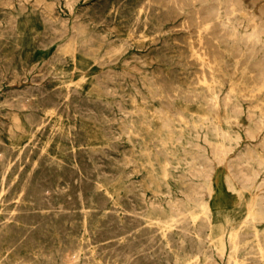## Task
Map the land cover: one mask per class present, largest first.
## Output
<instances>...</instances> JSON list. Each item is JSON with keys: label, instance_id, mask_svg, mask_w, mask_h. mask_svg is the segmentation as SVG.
<instances>
[{"label": "rangeland", "instance_id": "374dc122", "mask_svg": "<svg viewBox=\"0 0 264 264\" xmlns=\"http://www.w3.org/2000/svg\"><path fill=\"white\" fill-rule=\"evenodd\" d=\"M66 1L0 0V264H264V0Z\"/></svg>", "mask_w": 264, "mask_h": 264}, {"label": "bare ground", "instance_id": "6f19581e", "mask_svg": "<svg viewBox=\"0 0 264 264\" xmlns=\"http://www.w3.org/2000/svg\"><path fill=\"white\" fill-rule=\"evenodd\" d=\"M5 1H6V0H5ZM8 1H9V0H8ZM20 1H21V0H20ZM67 1H68V0H67ZM67 1H66V2H67ZM108 1H109V0H108ZM120 1H121V0H120ZM175 1H176V0H175ZM179 1H180V0H179ZM194 1H196V0H194ZM194 1H193V2H194ZM231 1H232V0H231ZM10 2H11V0H10ZM10 2H9V3H10ZM18 2H19V1H18ZM96 2H97V1H96ZM98 2H99V1H98ZM135 2H136V1H135ZM137 2H138V1H137ZM146 2H147V1H146ZM199 2H200V1H199ZM9 3H6V4L9 5ZM25 3H26V2H25ZM31 3H32V2H31ZM34 3H35V2H34ZM36 3H37V2H36ZM92 3H93V2H92ZM121 3H123V2H121ZM155 3H156V2H155ZM162 3H163V1H162ZM22 4H23V3H22ZM38 4H39V3H38ZM112 4H113V3H112ZM127 4H128V3H127ZM129 4H130V3H129ZM135 4H137V3H135ZM141 4H142V3H141ZM153 4H154V3H153ZM177 4H178V3H177ZM20 5H21V3H20ZM92 5H93V4H92ZM114 5H115V4H114ZM156 5H157V4H156ZM160 5H161V4H160ZM169 5H170L171 8H173L171 4H169ZM42 6H43V5H42ZM58 6H59V5H58ZM69 6H70V5H69ZM90 6H91V5H90ZM97 6H98V5H97ZM100 6H102V5H100ZM130 6H131V5H130ZM132 6H133V5H132ZM152 6H153V5H152ZM166 6H167V5H166ZM174 6H175V5H174ZM179 6H180V5H179ZM22 7H23V5H22ZM51 7H52V6H51ZM124 7H125V6H124ZM176 7H177V6H176ZM192 7H193V6H192ZM234 7H235V5H234ZM3 8H4V7H3ZM20 8H21V7H20ZM23 8H25V7H23ZM116 8H117V7H116ZM218 8H219V7H218ZM229 8H230V7H229ZM11 9H12V8H11ZM26 9H27V8H26ZM86 9H87V8H86ZM107 9H108V8H107ZM122 9H123V8H122ZM125 9H126V8H125ZM133 9H134V8H133ZM135 9H136V8H135ZM154 9H155V8H154ZM169 9H170V8H169ZM177 9H178V8H177ZM202 9H203V8H202ZM4 10H5V9H4ZM21 10H22V9H21ZM21 10H20V11H21ZM31 10H32V8H31ZM45 10H46V9H45ZM81 10H82V9H81ZM88 10H89V9H88ZM110 10H111V9H110ZM130 10H131V9H130ZM130 10H129V12H130ZM145 10H146V9H145ZM159 10H160V9H159ZM163 10H164V8H163ZM172 10H173V9H172ZM175 10H176V9H175ZM180 10H181V9H180ZM195 10H196V9H195ZM1 11H2V10H1ZM8 11H9V10H8ZM23 11H24V10H23ZM35 11H36V10H35ZM61 11H62V10H61ZM107 11H108V10H107ZM137 11H138V10H137ZM165 11H166V9H165ZM176 11H177V10H176ZM196 11H197V10H196ZM241 11H242V10H241ZM241 11H240V12H241ZM9 12H10V11H9ZM78 12H79V11H78ZM104 12H105V10H104ZM115 12H116V11H115ZM133 12H135V11H133ZM158 12H159V11H158ZM166 12H167V11H166ZM168 12H169V11H168ZM171 12H172V11H171ZM233 12H234V10H233ZM242 12H243V11H242ZM35 13H36V12H35ZM38 13H39V12H38ZM56 13H57V12H56ZM82 13H83V12H82ZM88 13H89V12H88ZM108 13H109V12H108ZM116 13H117V12H116ZM118 13H119V12H118ZM140 13H141V12H140ZM148 13H149V12H148ZM150 13H151V12H150ZM161 13H162V12H161ZM174 13H175V12H174ZM234 13H235V12H234ZM39 14H40V13H39ZM39 14H38V15H39ZM84 14H85V13H84ZM84 14H83V15H84ZM89 14H90V13H89ZM179 14H181V12H180ZM182 14H183V13H182ZM42 15H43V14H42ZM46 15H47V14H46ZM86 15H87V14H86ZM123 15H124V14H123ZM136 15H137V14H135V16H136ZM145 15H146V14H145ZM166 15H167V14H166ZM171 15H172V13H171ZM176 15H178V14H176ZM195 15H196V14H195ZM197 15H198V11H197ZM218 15H219V14H218ZM59 16H60V15H59ZM108 16H109V15H108ZM121 16H122V14H121ZM146 16H147V15H146ZM180 16H182V15H180ZM229 16H230V15H229ZM234 16H235V15H234ZM43 17H44V16H43ZM86 17H87V16H86ZM110 17H111V15H110ZM115 17H116V16H115ZM118 17H119V16H118ZM132 17H134V16L132 15ZM149 17H150V15H149ZM155 17H156V16H155ZM165 17H166V16H165ZM170 17H171V16H170ZM183 17H185V16H183ZM183 17H182V18H183ZM232 17H233V16H232ZM6 18H7V17H6ZM15 18H16V17H15ZM51 18H52V17H51ZM151 18H152V17H151ZM160 18H161V17H160ZM176 18H178V17H176ZM176 18H175V19H176ZM196 18H197V17H196ZM229 18H230V17H229ZM12 19H13V18H12ZM40 19H41V18H40ZM42 19H43V18H42ZM65 19H66V18H65ZM134 19H135V18H134ZM134 19H133V20H134ZM139 19H140V18H139ZM152 19H153V18H152ZM158 19H159V18H158ZM166 19H167V18H166ZM172 19H174V18H172ZM1 20H3V18H2ZM50 20H51V19H50ZM61 20H62V19H61ZM105 20H106V19H105ZM147 20H148V19H147ZM149 20H150V19H149ZM168 20H169V18H168ZM170 20H171V19H170ZM197 20H198V19H197ZM199 20H200V18H199ZM11 21H12V20H11ZM11 21H10V22H11ZM90 21H91V20H90ZM103 21H104V20H103ZM124 21H126V20H124ZM128 21H129V20H128ZM134 21H136V20H134ZM142 21H143V20H142ZM150 21H151V20H150ZM166 21H167V20H166ZM183 21H184V20H183ZM186 21H187V20H186ZM217 21H218V20H217ZM8 22H9V21H8ZM52 22H53V21H52ZM98 22H99V21H98ZM101 22H102V21H101ZM146 22H147V21H146ZM160 22H161V21H160ZM172 22H173V21H172ZM179 22H180V20H179ZM196 22H197V21H196ZM198 22H199V21H198ZM11 23H12V22H11ZM89 23H90V22H89ZM91 23H92V22H91ZM118 23H119V22H118ZM149 23H151V22H149ZM154 23H155V22H154ZM161 23H162V22H161ZM161 23H160V25H161ZM166 23H167V22H166ZM189 23H190V22H189ZM189 23H187V24H189ZM214 23H215V22H214ZM229 23H230V22H229ZM8 24H10V23H8ZM44 24H45V23H44ZM95 24H96V23H95ZM98 24H99V23H98ZM103 24H104V23H103ZM105 24H106V23H105ZM194 24H195V22H194ZM196 24H197V23H196ZM196 24H195V25H196ZM204 24H205V23H204ZM58 25H59V24H58ZM88 25H89V24H88ZM93 25H94V24H93ZM111 25H112V24H111ZM121 25H122V24H121ZM152 25H153V24H152ZM152 25H151V26H152ZM171 25H173V24H171ZM195 25H194V26H195ZM210 25H211V24H210ZM45 26H46V25H45ZM50 26H51V24H50ZM54 26H55V25H54ZM130 26H131V25H130ZM188 26H189V25H188ZM201 26H202V25H200V27H201ZM9 27H10V26H9ZM72 27L74 28V26H72ZM94 27H95V25H94ZM112 27H113V26H112ZM112 27H111V28H112ZM135 27H136V26H135ZM135 27H134V28H135ZM157 27H158V26H157ZM168 27H171V26H168ZM189 27H190V26H189ZM204 27H205V26H204ZM204 27H202L201 30H200V28H199V26H198V28H199L198 30H200V31H204V30H202ZM2 28H3V27H2ZM2 28H1V29H2ZM5 28H6V27H5ZM77 28H78V27H77ZM87 28H88V27H87ZM87 28H86V29H87ZM106 28H107V27H106ZM106 28H105V29H106ZM108 28H109V27H108ZM111 28H109V29L111 30ZM129 28H130V27H129ZM158 28H159V27H158ZM160 28H161V27H160ZM184 28H185V27H184ZM205 28H207V27H205ZM236 28H237V27H236ZM236 28H235V29H236ZM48 29H49V28H48ZM51 29H53V28L51 27ZM74 29H75V28H74ZM99 29H101V27H100ZM113 29H114V28H113ZM149 29H150V28H149ZM176 29H177V28H176ZM178 29H179V28H178ZM180 29H181V28H180ZM186 29H187V28H186ZM192 29H196V28H192ZM49 30H50V29H49ZM81 30H82V29H81ZM140 30H141V29H140ZM147 30H148V29H147ZM156 30H157V29H156ZM165 30H166V29H165ZM172 30H173V29H172ZM188 30H189V28H188ZM188 30H186V32H187ZM254 30H255V29H254ZM1 31H2V30H1ZM1 31H0V32H1ZM3 31H4V30H3ZM13 31H14V30H13ZM79 31H80V30H79ZM107 31H108V30H107ZM112 31H113V30H112ZM141 31H142V30H141ZM158 31H159V29H158ZM158 31H157V33H158ZM200 31H199V32H200ZM205 31H206V30H205ZM205 31H204V32H205ZM207 31L209 32L210 30H207ZM51 32H53V31H51ZM59 32H60V31H59ZM66 32H67V31H66ZM75 32H76V30H75ZM99 32H100V31H99ZM108 32H109V31H108ZM110 32H111V31H110ZM153 32H154V29H153ZM164 32H165V31H164ZM171 32H172V31H171ZM176 32H177V31H176ZM178 32H179V31H178ZM190 32H192V31H190ZM196 32H197V31H196ZM196 32H195V33H196ZM208 32H207V33H208ZM210 32H211V31H210ZM210 32H209V33H210ZM222 32H223V31H222ZM5 33H6V32H5ZM8 33H9V32H8ZM41 33H42V32H41ZM76 33H79V32L77 31ZM83 33H86V32H83ZM115 33H116V32H115ZM132 33H133V32H132ZM132 33H131V34H132ZM138 33H139V32H138ZM148 33H149V32H148ZM166 33H167V31H166ZM200 33H201V32H200ZM207 33H206V34H207ZM229 33H230V32H229ZM45 34H46V32H45ZM55 34H56V33H55ZM79 34H80V33H79ZM92 34H93V33H92ZM104 34H105V33H104ZM126 34H128V33H126ZM154 34H155V33H154ZM179 34H180V33H179ZM184 34H185V33H184ZM188 34H189V33H188ZM197 34H198V33H197ZM230 34H231V33H230ZM9 35L11 36V34H9ZM9 35H8V36H9ZM43 35H44V33H43ZM100 35H101V33H100ZM195 35H196V34H195ZM200 35H201V34H200ZM228 35H229V34H228ZM231 35H232V34H231ZM231 35H230V36H231ZM0 36H2V35H0ZM73 36H74V35H73ZM82 36H83V35H82ZM94 36H95V35H94ZM107 36H108V35H107ZM107 36H106V37H107ZM134 36H136V35H134ZM151 36H152V35H151ZM154 36H155V35H154ZM179 36H180V35H179ZM207 36H208V35H207ZM232 36H233V35H232ZM251 36H252V35H251ZM36 37H37V36H36ZM49 37H50V36H49ZM106 37H105V38H106ZM118 37H119V36H118ZM143 37H144V36H143ZM204 37H205V35H204ZM226 37H227V36H226ZM233 37H235V36H233ZM34 38H35V36H34ZM37 38H38V37H37ZM55 38H56V37H55ZM71 38H72V37H71ZM99 38H100V37H99ZM114 38H116V37H114ZM151 38H153V37H151ZM162 38H163V37H162ZM229 38H230V37H229ZM235 38H237V37H235ZM252 38H253V37H252ZM5 39L7 40V37H6ZM15 39H16V38H15ZM56 39H57V38H56ZM72 39H73V38H72ZM93 39H94V38H93ZM96 39H97V38H96ZM121 39H122V38H121ZM153 39H154V38H153ZM165 39H166V38H165ZM165 39H164V40H165ZM168 39H169V38H168ZM178 39H179V38H178ZM183 39H184V38H183ZM197 39H198V38H197ZM205 39H207V38H205ZM205 39H203V40L206 41ZM39 40H40V39H39ZM47 40H48V39H47ZM68 40H69V39H68ZM94 40H95V39H94ZM111 40H112V39H111ZM115 40H116V39H115ZM118 40H119V38H118ZM169 40H171V39H169ZM179 40H180V39H179ZM186 40H187V39H185V41H186ZM189 40H190V39H189ZM199 40H200V38H199ZM95 41H96V40H95ZM100 41H101V40H100ZM121 41H122V40H121ZM121 41H120V42H121ZM156 41H157V40H156ZM165 41H166V40H165ZM167 41H168V40H167ZM193 41H194V40H193ZM201 41H202V40H201ZM201 41H199V42H201ZM2 42H3V41H2ZM37 42H38V41H37ZM47 42H48V41H47ZM49 42H50V40H49ZM69 42H70V41H69ZM72 42L75 43V41H72ZM92 42H94V41H92ZM172 42H173V41H172ZM176 42H177V41H176ZM3 43H4V42H3ZM12 43H13V42H12ZM44 43H46V41H45ZM50 43H51V42H50ZM94 43H95V42H94ZM99 43H100V42H99ZM99 43H98V44H99ZM118 43H119V42H118ZM36 44H37V43H36ZM41 44H43V43H41ZM51 44H52V43H51ZM102 44H103V43H102ZM106 44H107V43H106ZM111 44H112V42H111ZM169 44H171V43H167V45H169ZM183 44H184V43H183ZM204 44H205V43H204ZM206 44H207V43H206ZM217 44H218V43H217ZM49 45H50V44H49ZM100 45H101V43H100ZM112 45H113V44H112ZM114 45H115V44H114ZM121 45H126V44H121ZM154 45H155V44H154ZM160 45H161V44H160ZM174 45H177V44H174ZM194 45H195V44H194ZM202 45H203V44H202ZM44 46H45V45H44ZM98 46H99V45H98ZM106 46H107V45H106ZM119 46H120V45H119ZM137 46H139V45H137ZM137 46H136V48H137ZM142 46H143V44H142ZM155 46H156V45H155ZM200 46H201V44H200ZM203 46H204V45H203ZM37 47H38V46H37ZM111 47H112V46H111ZM151 47H152V46H151ZM156 47H157V46H156ZM159 47H160V46H159ZM18 48H19V47H18ZM65 48H66V47H65ZM70 48H71V46H70ZM100 48H101V47H100ZM108 48H109V47H108ZM108 48H107V49H108ZM127 48H129V47H127ZM157 48H158V47H157ZM173 48H174V47H173ZM202 48H203V47H202ZM213 48H214V47H213ZM38 49H39V48H38ZM43 49H44V48H43ZM74 49H75V48H74ZM89 49H90V48H89ZM93 49H94V48H93ZM109 49H110V48H109ZM118 49L120 50V48H118ZM164 49H166V48H164ZM0 50H1V48H0ZM115 50H116V49H115ZM176 50H177V49H176ZM182 50H183V49H182ZM192 50H194V49H192ZM199 50H200V49H199ZM205 50H206V48H205ZM14 51H15V50H14ZM64 51H65V50H64ZM74 51H75V50H74ZM116 51H117V50H116ZM166 51H167V50H166ZM173 51H174V50H173ZM177 51H178V50H177ZM202 51H203V50H202ZM206 51H207V50H206ZM209 51H210V50H208V52H209ZM97 52H98V51H97ZM103 52H105L104 55H106V52H107V51H103ZM146 52H147V51H146ZM153 52H154V50H153ZM174 52H175V51H174ZM179 52H180V51H179ZM1 53H2V52H1ZM1 53H0V54H1ZM66 53H67V52H66ZM94 53H95V52H94ZM107 53H108V52H107ZM192 53H193V52H192ZM197 53H198V52H197ZM199 53L201 54V52H199ZM58 54H60V52H59ZM73 54H74V53H73ZM108 54H110V53H108ZM163 54H164V53H163ZM173 54H174V53H173ZM175 54H176V53H175ZM207 54H212V53L209 52V53H207ZM213 54H214V53H213ZM213 54H212V55H213ZM5 55H7V54H5ZM5 55H4V56H5ZM138 55H139V54H138ZM147 55H148V54H147ZM182 55H183V54H182ZM12 56H13V55H12ZM18 56H19V55H18ZM56 56H57V55H56ZM58 56H59V55H58ZM145 56H146V55H145ZM153 56H156V55L153 54ZM178 56H179V55H178ZM184 56H185V55H184ZM186 56H187V55H186ZM186 56H185V57H186ZM188 56H189V55H188ZM208 56L210 57V55H208ZM241 56H242V55H241ZM0 57H1V56H0ZM54 57H55V56H54ZM60 57H61V56H60ZM136 57H138V56H136ZM141 57H142V56H141ZM150 57H151V56H150ZM150 57H147V58H150ZM162 57H163V56H162ZM168 57H171V56H168ZM179 57H180V56H179ZM185 57H183V58H185ZM197 57H198V56H197ZM202 57H203V56H200L201 61L203 60ZM212 57H213V56H212ZM212 57L210 58L211 60H212ZM218 57H219V56H218ZM2 58H3V57H2ZM14 58H15V56H14ZM19 58H20V57H19ZM100 58H101V56H100ZM105 58H107V57H105ZM157 58H160V57L158 56ZM175 58H176V57H175ZM207 58H208V57H207ZM219 58H220V57H219ZM53 59H54V58H53ZM59 59H60V58H59ZM63 59H64V57H63ZM107 59H108V58H107ZM116 59H117V58H116ZM154 59H156V58H154ZM168 59H169V58H168ZM171 59H172V58H171ZM189 59H190V58H189ZM204 59H205V58H204ZM214 59H215V57H214ZM214 59H213V60H214ZM12 60H13V59H12ZM112 60H113V59H112ZM149 60H150V59H149ZM177 60H178V59H177ZM213 60H212V61H213ZM2 61H3V60H2ZM64 61H65V60H64ZM127 61H128V60H127ZM157 61H158V59H157ZM175 61H176V59H175ZM179 61H181V60H179ZM185 61H186V58H185ZM194 61H195V60H194ZM61 62H62V61H61ZM95 62H96V61H95ZM153 62H155V61H153ZM165 62H166V61H165ZM202 62H203V61H202ZM214 62H215V60L213 61V63H214ZM218 62H219V61H218ZM223 62H224V60H223ZM10 63H11V62H10ZM104 63H105V62H104ZM161 63H162V62H161ZM168 63H169V62H168ZM171 63H172V61H171ZM175 63H176V62H175ZM192 63H193V62H192ZM2 64H3V63H2ZM26 64H27V63H26ZM151 64H152V63H151ZM155 64H156V63H155ZM158 64H159V63H158ZM163 64H164V62H163ZM182 64H183V63H182ZM203 64H204V63H203ZM215 64H216V63H215ZM8 65H9V64H8ZM20 65H21V63H20ZM41 65H42V63H41ZM62 65H63V64H62ZM97 65H98V64H97ZM164 65H165V64H164ZM167 65H168V64H167ZM173 65H174V64H173ZM198 65H199V64H198ZM216 65H217V64H216ZM3 66H5V65H3ZM26 66H27V65H26ZM200 66H201V65H200ZM211 66H212V65H211ZM211 66H210V67H211ZM213 66H214V65H213ZM6 67H7V66H6ZM153 67H154V66H153ZM174 67H175V66H174ZM210 67H209V68H210ZM30 68H31V67H30ZM44 68H45V67H44ZM155 68H157V64H156V67H155ZM159 68H160V67H159ZM176 68H178V67H176ZM187 68H189V67H187ZM193 68H194V65H193ZM195 68H196V67H195ZM205 68H206V66H205ZM213 68H214V67H213ZM4 69L6 70V68H4ZM160 69H161V68H160ZM181 69H183V68H181ZM185 69H186V68H185ZM190 69H192V68H190ZM197 69H198V68H196V71H198ZM220 69H221V68H220ZM0 70H1V68H0ZM41 70H43V69H41ZM188 70H189V69H188ZM213 70H214V69H213ZM13 71H14V70H13ZM144 71H145V70H144ZM151 71H152V70H151ZM192 71H193V70H192ZM211 71H212V70H211ZM216 71H217V70H216ZM5 72H7V71H5ZM10 72H11V71H10ZM147 72H148V71H147ZM153 72H154V71H153ZM153 72H151V73H153ZM158 72H159V71H158ZM180 72H181V71H180ZM184 72H185V71H184ZM144 73H145V72H144ZM149 73H150V72H149ZM174 73H175V72H174ZM191 73H192V72H191ZM209 73H211V72L209 71ZM222 73H223V72H222ZM222 73H221V74H222ZM224 73H225V72H224ZM250 73H252V72H250ZM16 74H17V73H16ZM153 74H154V73H153ZM158 74H159V73H158ZM181 74H182V72H181ZM195 74H196V72H195ZM197 74H198V72H197ZM197 74H196V75H197ZM206 74H207V73H206ZM254 74H255V72H254ZM22 75H23V74H22ZM161 75H162V74H161ZM163 75H164V72H163ZM172 75H173V74H172ZM176 75H177V74H174V76H176ZM178 75H179V74H178ZM184 75H185V74H184ZM200 75H201V74H200ZM212 75H213V74H212ZM212 75H211V76H212ZM218 75H219V74H218ZM233 75H234V74H233ZM24 76H25V75H24ZM34 76H35V75H34ZM34 76H33V77H34ZM45 76H46V75H45ZM45 76H44V77H45ZM150 76H151V75H150ZM165 76H166V75H165ZM185 76H187V75H185ZM185 76H184V77H185ZM193 76H194V75H193ZM222 76H223V75H222ZM222 76H221V77H222ZM1 77H2V76H1ZM13 77H14V76H13ZM18 77H19V76H18ZM33 77H32V78H33ZM167 77H168V76H167ZM181 77H182V76H181ZM206 77H207V76H206ZM208 77H209V75H208ZM213 77H214V75H213ZM213 77H212V78H213ZM221 77H220V78H221ZM8 78H9V77H8ZM25 78H26V77H25ZM32 78H31V79H32ZM38 78H39V77H38ZM97 78H98V77H97ZM148 78H150V77H148ZM152 78H154V77H152ZM177 78H178V77H177ZM182 78H183V77H182ZM192 78H193V77H192ZM192 78H190V79H192ZM217 78H219V77H217ZM2 79H4V78H2ZM10 79H11V78H10ZM12 79H13V78H12ZM35 79H36V78H35ZM99 79H100V78H99ZM158 79H160V78H158ZM172 79H173V76H172ZM172 79L170 78V80H172ZM208 79H210V78H208ZM215 79H216V78H215ZM4 80H5V79H4ZM48 80H49V79H48ZM80 80H81V79H80ZM175 80H176V79H175ZM185 80H186V78H185ZM196 80H197V79H196ZM200 80H201V79H200ZM200 80H199V81H200ZM211 80H212V79H211ZM1 81H2V80H1ZM6 81H7V80H6ZM115 81H117V80H115ZM135 81H136V80H134V82H135ZM162 81H163V80H162ZM182 81H183V80H182ZM194 81H195V80H194ZM209 81H210V80H209ZM209 81H208V82H209ZM13 82H14V81H11V83H13ZM30 82H31V81H30ZM34 82H35V81H34ZM102 82H104L103 79H102ZM136 82H137V81H136ZM151 82H152V81H151ZM154 82H155V81H154ZM159 82L161 83L160 80H159ZM164 82H165V81H164ZM167 82H168V80H167ZM178 82H179V81H178ZM188 82H189V81H188ZM190 82H191V80H190ZM190 82H189V83H190ZM192 82H193V81H192ZM197 82H198V80H197ZM206 82H207V81H206ZM0 83H1V82H0ZM31 83H32V82H31ZM35 83H36V82H35ZM37 83H39V82H37ZM118 83H119V82H118ZM118 83H117V84H118ZM162 83H163V82H162ZM185 83H186V82H185ZM185 83H183V84H185ZM230 83H231V82H230ZM261 83H262V82H261ZM37 85H38V84H37ZM100 85H101V84H100ZM112 85H113V84H112ZM133 85H135V84H133ZM171 85H172V84H171ZM0 86H2V85H0ZM29 86H30V85H29ZM103 86H104V85H103ZM116 86H117V85H116ZM120 86H121V85H120ZM122 86H124V84H123ZM144 86L146 87V85H144ZM159 86H160V85H159ZM174 86H175V85H174ZM193 86H194V85H193ZM232 86H233V85H232ZM26 87H27V86H26ZM98 87H99V86H98ZM109 87H111V86H109ZM136 87H137V86H136ZM187 87H188V86H187ZM189 87H190V86H189ZM189 87H188V88H189ZM195 87H196V86H195ZM211 87H212V86H211ZM42 88H43V87H42ZM55 88H56V87H55ZM104 88H105V86H104ZM112 88H113V86H112ZM114 88H115V87H114ZM122 88H123V87H122ZM125 88H126V86H125ZM137 88H138V87H137ZM146 88H147V87H146ZM157 88H158V87H157ZM179 88H180V87H179ZM192 88H193V87H192ZM207 88H208V87H207ZM222 88H223V86H222ZM229 88H230V87H229ZM232 88H233V87H232ZM73 89H74V88H73ZM144 89H145V88H144ZM148 89H149V87H148ZM212 89H213V88H212ZM5 90H6V89H5ZM17 90H18V89H17ZM20 90H21V89H20ZM69 90H70V88H69ZM112 90H113V89H112ZM187 90H188V89H187ZM247 90H248V89H247ZM64 91H65V90H64ZM72 91H73V90H72ZM105 91H106V89H105ZM105 91H103V92L105 93ZM122 91H123V90H122ZM139 91H140V90H139ZM176 91H177V90H176ZM180 91H181V90H180ZM230 91H231V90H230ZM232 91H233V90H232ZM232 91H231V92H232ZM41 92H42V91H41ZM47 92H48V91H47ZM75 92H76V91H75ZM140 92H141V91H140ZM148 92H149V91H148ZM182 92H183V91H182ZM206 92H207V91H206ZM213 92H215V91H213ZM217 92H218V91H217ZM231 92H230V93H231ZM1 93H2V92H1ZM64 93H65V92H64ZM70 93H71V92H70ZM77 93H78V92H77ZM79 93H80V92H79ZM119 93H120V92H119ZM124 93H125V92H124ZM126 93H127V92H126ZM156 93H157V92H156ZM173 93H174V92H173ZM176 93H177V92H176ZM179 93H180V92H179ZM183 93H184V92H183ZM219 93H220V92H219ZM225 93H226V92H225ZM240 93H241V92H240ZM2 94H3V93H2ZM20 94H21V93H20ZM31 94H32V93H31ZM35 94H36V93H35ZM62 94H63V93H62ZM68 94H69V93H68ZM110 94H111V93H110ZM113 94H114V93H113ZM120 94H121V93H120ZM151 94H152V93H151ZM166 94H167V93H166ZM206 94H207V93H206ZM209 94H210V93H209ZM242 94H243V93H242ZM0 95H1V94H0ZM22 95H23V94H22ZM106 95H107V92H106ZM163 95H164V94H163ZM163 95H162V96H163ZM182 95H183V94H182ZM192 95H193V94H192ZM202 95H203V94H202ZM227 95H229V94H227ZM230 95H231V94H230ZM4 96H5V95H4ZM71 96H72V95H70V97H71ZM79 96H80V95H79ZM108 96H109V95H108ZM110 96H112V95H110ZM125 96H126V95H125ZM125 96H124V97H125ZM129 96H130V95H129ZM131 96H132V95H131ZM139 96H140V95H139ZM151 96H152V95H151ZM158 96H160V95H158ZM162 96H161V97H162ZM166 96H168V95H166ZM241 96H242V95H241ZM15 97H16V96H15ZM19 97H20V96H19ZM32 97H33V96H32ZM35 97H36V96H35ZM112 97H113V96H112ZM119 97H120V96H119ZM152 97H153V96H152ZM182 97H183V96H182ZM210 97H211V96H210ZM228 97H229V96H228ZM228 97H227V98H228ZM244 97H245V96H244ZM263 97H264V96H263ZM9 98H11V97L9 96ZM27 98H28V97H27ZM67 98H68V97H67ZM67 98H66V99H67ZM131 98H133V97H131ZM145 98L147 99V97H145ZM157 98L159 99L160 97H157ZM203 98H204V96H203ZM225 98H226V97H225ZM242 98H243V97H242ZM16 99H18V98L16 97ZM33 99H34V98H33ZM79 99H80V98H79ZM164 99H166V98H164ZM248 99H249V98H248ZM251 99H253V98H251ZM2 100H3V99H2ZM73 100H74V99H73ZM95 100H96V99H95ZM130 100H132V99H130ZM142 100H144V98H142ZM161 100H162V99H161ZM206 100H207V99H206ZM4 101H5V100H4ZM12 101H13V100H12ZM79 101H80V100H79ZM92 101H93V100H92ZM99 101H100V100H99ZM116 101H117V100H116ZM134 101H135V100H134ZM134 101H133V102H134ZM145 101H146V100H145ZM159 101H160V100H159ZM168 101H169V99H168ZM168 101H167V102H168ZM207 101H208V100H207ZM228 101H231V100L229 99ZM256 101H257V100H256ZM62 102H63V101H62ZM88 102H89V100H88ZM165 102H166V101H165ZM208 102H209V101H208ZM210 102H211V101H210ZM218 102H219V101H218ZM225 102H227V101H225ZM231 102H232V101H231ZM259 102H260V101H259ZM6 103H7V102H6ZM6 103H5V104H6ZM59 103H60V102H59ZM79 103H80V102H79ZM89 103H90V102H89ZM91 103H92V102H91ZM91 103H90V105H91ZM100 103H101V101H100ZM102 103H103V102H102ZM113 103H114V102H113ZM127 103H128V102H127ZM131 103H132V101H131ZM168 103H170V102H168ZM185 103H186V102H185ZM216 103H217V102H216ZM256 103H258V102H256ZM260 103H262V102H260ZM1 104H2V103H1ZM1 104H0V105H1ZM63 104H64V103H63ZM109 104H110V103H109ZM128 104H129V103H128ZM163 104H165V103H163ZM214 104H215V103H214ZM3 105H4V104H3ZM104 105H105V104H104ZM144 105H147V102H146V104H144ZM225 105H226V104H225ZM102 106H103V105H102ZM117 106H118V105H117ZM211 106H212V105H211ZM248 106H249V105H248ZM255 106L258 107V105H255ZM259 106H261V105H259ZM262 106H263V104H262ZM51 107H52V106H50V108H51ZM59 107H60V106H59ZM97 107L100 108L99 105H98ZM105 107H106V106H105ZM146 107H147V106H146ZM146 107H145V109H146ZM212 107L214 108V106H212ZM212 107H211V108H212ZM215 107H217V106H215ZM41 108L44 109L43 107H41ZM107 108H108V107H107ZM109 108H110V107H109ZM134 108H135V107H134ZM166 108H167V107H166ZM171 108H172V107H171ZM217 108H218V107H217ZM226 108H227V107H226ZM249 108H250V107H249ZM253 108H254V107H253ZM253 108H251V109H253ZM260 108H261V107H260ZM45 109H46V108H45ZM93 109H94V108H93ZM93 109H92V110H93ZM97 109H98V108H97ZM111 109H112V107H111ZM111 109H110V110H111ZM242 109H243V108H242ZM254 109H255V108H254ZM39 110H40V109H39ZM76 110H77V109H76ZM107 110H108V109H107ZM116 110H118V109H116ZM138 110H139V109H138ZM249 110H250V109H249ZM263 110H264V109H263ZM37 111H38V110H37ZM44 111H46V110H44ZM104 111H105V110H104ZM124 111H126V110H124ZM178 111H179V110H178ZM250 111H253V110H250ZM1 112H2V111H1ZM19 112H20V111H19ZM46 112H47V111H46ZM53 112H54V111H53ZM76 112H77V111H76ZM102 112H103V111H102ZM107 112H108V111H107ZM173 112H176V113H177V111H173ZM11 113H12V112H11ZM28 113H29V112H28ZM32 113H33V112H32ZM41 113H42V112H41ZM44 113H45V112H44ZM58 113H59V112H58ZM94 113H95V112H94ZM122 113H123V111H122ZM129 113H130V112H129ZM131 113H132V112H131ZM145 113H146V112H145ZM243 113H244V112H243ZM2 114H3V113H2ZM2 114H1V115H2ZM73 114H74V113H73ZM104 114H105V113H104ZM120 114H121V113H120ZM132 114H133V113H132ZM146 114H147V113H146ZM171 114H172V112H171ZM81 115H82V114H81ZM109 115H110V114H109ZM111 115H112V114H111ZM121 115H122V114H121ZM130 115H131V114H130ZM176 115H177V114H176ZM248 115H249V114H248ZM24 116H25V115H24ZM61 116H62V114H61ZM79 116H80V115H79ZM88 116H89V115H88ZM88 116H87V117H88ZM104 116H105V115H104ZM106 116H107V115H106ZM118 116H119V115H118ZM251 116H252V115H251ZM253 116H254V115H253ZM26 117H27V115H26ZM41 117H42V116H41ZM81 117H82V116H81ZM81 117H80V118H81ZM87 117L85 116V119H86ZM91 117H92V116H91ZM114 117H116V116L114 115ZM114 117H113V118H114ZM137 117H138V116H137ZM137 117H136V118H137ZM150 117H151V116H150ZM178 117H179V116H178ZM178 117H175V118H178ZM195 117L197 118V116H195ZM198 117H199V116H198ZM216 117H217V115H216ZM58 118H59V117H58ZM109 118H111V117H109ZM138 118H139V117H138ZM260 118H261V117H260ZM263 118H264V117H263ZM35 119H36V118H35ZM42 119H43V118H42ZM47 119H48V118H47ZM92 119H93V118H92ZM96 119H97V118H96ZM103 119H104V118H103ZM131 119H132V118H131ZM142 119H143V118H142ZM26 120H27V119H26ZM30 120H31V119H30ZM51 120H52V119H51ZM69 120H70V119H69ZM82 120H84V119H82ZM86 120H87V119H86ZM94 120H95V119H94ZM94 120H93V121H94ZM151 120H152V119H151ZM175 120H176V119H175ZM179 120H180V119H179ZM218 120H219V119H218ZM47 121H49V120H47ZM89 121H90V120H89ZM93 121H92V122H93ZM102 121H103V120H102ZM109 121H110V120H109ZM109 121H108V122H109ZM139 121H140V120H139ZM147 121H148V120H147ZM30 122H31V121H29L28 123H30ZM90 122H91V121H90ZM105 122H106V120H105ZM108 122H107V123H108ZM130 122H131V121H130ZM177 122H178V121H177ZM28 123H27V124H28ZM150 123H151V122H150ZM150 123H149V124H150ZM180 123H181V122H180ZM186 123H187V121H186ZM77 124H78V123H77ZM92 124H93V123H92ZM118 124H119V123H118ZM182 124H183V122H182ZM187 124H188V123H187ZM8 125H9V124H8ZM42 125H43V124H42ZM49 125H50V124H49ZM130 125H131V124H130ZM160 125H161V124H160ZM199 125H200V124H199ZM202 125H203V124H202ZM213 125L216 126L214 123H213ZM33 126H34V125H33ZM43 126H44V125H43ZM53 126H54V125H53ZM79 126H80V125H79ZM100 126H101V125H100ZM104 126H105V125H104ZM107 126H108V125H107ZM140 126H141V125H140ZM166 126H167V125H166ZM169 126H170V125H169ZM183 126H184V125H183ZM1 127H2V126H1ZM31 127H32V126H31ZM73 127H74V126H73ZM113 127H114V126H113ZM116 127H117V126H116ZM188 127H189V126H188ZM202 127H203V126H202ZM37 128H39V127H37ZM75 128H76V127H75ZM79 128H80V127H79ZM95 128H96V127H94V129H95ZM102 128H103V126H102ZM114 128H115V127H114ZM126 128H127V127H126ZM191 128H192V127H191ZM215 128H217V127H215ZM243 128H244V127H243ZM50 129H51V128H50ZM62 129H63V128H62ZM68 129H69V128H68ZM105 129H106V127H105ZM111 129H112V128H110V130H111ZM127 129H128V128H127ZM5 130H6V129H5ZM23 130H24V128H23ZM34 130H35V129H34ZM71 130H72V129H71ZM80 130H81V129H80ZM107 130H108V129H107ZM110 130H109V131H110ZM117 130H118V129H117ZM165 130H167V129H165ZM171 130H172V129H171ZM216 130H217V129H216ZM244 130H245V129H244ZM0 131H1V130H0ZM29 131H30V129H29ZM48 131H49V130H48ZM48 131H47V132H48ZM73 131H75V130H73ZM115 131H116V129H115ZM137 131H138V130H137ZM141 131H142V129H141ZM2 132H3V131H2ZM24 132H25V131H24ZM45 132H46V131H45ZM53 132H54V131H53ZM53 132H52V133H53ZM68 132H69V131H68ZM104 132H106V131H103V133H104ZM122 132H124V131H122ZM133 132H135V131H133ZM167 132H168V131H167ZM243 132H244V131H243ZM31 133H32V132H31ZM43 133H44V132L42 131V135H43ZM54 133H56V132H54ZM100 133H101V132H100ZM108 133H109V132H108ZM112 133H113V132H112ZM126 133H127V130H126ZM138 133H140V131H139ZM145 133H146V132H145ZM147 133H148V132H147ZM147 133H146V134H147ZM150 133H152V131H151ZM192 133H193V132H192ZM6 134H7V133H6ZM77 134H78V133H77ZM86 134H87V133H86ZM105 134H107V133H104V135H105ZM116 134H117V133H116ZM124 134H125V132H124ZM142 134H143V133H142ZM142 134H141V136H142ZM158 134H159V133H158ZM244 134H245V133H244ZM11 135H12V134H11ZM45 135H46V134H45ZM100 135H102V134H100ZM104 135H103V136H104ZM118 135H119V134H118ZM118 135H117V136H118ZM120 135H122V134H120ZM137 135H138V134H137ZM147 135H148V134H147ZM147 135H146V136H147ZM164 135H165V133H164ZM224 135H225V134H224ZM224 135H223V137H224ZM226 135H228V134H226ZM247 135H248V134H247ZM249 135H250V134H249ZM5 136H6V135H5ZM40 136H41V135H40ZM49 136H50V135H49ZM81 136H82V135H81ZM139 136H140V134H139ZM203 136H204V134H203ZM34 137H35V136H34ZM65 137H66V136H65ZM69 137H70V135H69ZM87 137H88V136H87ZM115 137H116V136H115ZM129 137H130V136H129ZM132 137H133V136H132ZM148 137H149V135H148ZM5 138H6V137H5ZM62 138L64 139V137H62ZM78 138H80V137H78ZM112 138H113V136H112ZM112 138H111V139H112ZM119 138H120V137H119ZM127 138H128V137H127ZM130 138H131V137H130ZM133 138H134V137H133ZM137 138H138V137H137ZM249 138H251V137H249ZM254 138H255V137H254ZM47 139H48V138H47ZM51 139H52V138H51ZM53 139H55V138H53ZM88 139H89V138H88ZM113 139H114V138H113ZM131 139H132V138H131ZM138 139H139V138H138ZM140 139L142 140V138H140ZM61 140H62V139H61ZM83 140H84V139H83ZM114 140H115V139H114ZM120 140H122V139H120ZM128 140H129V139H128ZM136 140H137V139H136ZM149 140H150V138H149ZM223 140H224V139H223ZM28 141H29V140H28ZM122 141H123V140H122ZM132 141H133V140H132ZM145 141H146V140H145ZM35 142H36V141H35ZM37 142H39V141H37ZM41 142H42V141H41ZM43 142H44V141H43ZM76 142H78V141H76ZM79 142H80V141H79ZM119 142H120V141H119ZM149 142H150V141H149ZM149 142H148V143H149ZM151 142H152V141H151ZM4 143H5V142H4ZM71 143H72V142H71ZM111 143H112V142H111ZM122 143H123V142H122ZM133 143H135V142H133ZM133 143H132V144H133ZM262 143H263V142H260V143H258V144H259V145H260V144L262 145ZM26 144H27V143H26ZM32 144H33V143H32ZM67 144H68V143H67ZM82 144H83V143H82ZM109 144H110V142H109ZM127 144H128V143H127ZM129 144H130V143H129ZM138 144H139V143H138ZM149 144H150V143H149ZM27 145H28V144H27ZM57 145H58V144H57ZM75 145H76V144H75ZM119 145H120V144H119ZM124 145H125V144H124ZM143 145H144V144H142V146H143ZM146 145H147V144H146ZM150 145H151V144H150ZM159 145H160V143H159ZM45 146H46V145H45ZM45 146H44V147H45ZM68 146H69V145H68ZM110 146H111V145H110ZM113 146H114V145H113ZM113 146H112V147H113ZM116 146H117V145H116ZM132 146H133V145H132ZM137 146H138V145H137ZM139 146H140V145H139ZM248 146H249V145H248ZM30 147H31V146H30ZM34 147H35V146H34ZM60 147H61V146H60ZM62 147H63V146H62ZM79 147H80V146H79ZM187 147H188V146H187ZM244 147H245V146H244ZM256 147H257V145H256ZM25 148H26V147H25ZM37 148H38V147H37ZM65 148H66V147H65ZM70 148H72V147H70ZM73 148H74V147H73ZM82 148H84V147H82ZM82 148H81V149H82ZM108 148H109V147H108ZM125 148H126V147H125ZM144 148H145V147H144ZM150 148H151V147H150ZM212 148H213V147H212ZM245 148H246V147H245ZM261 148H262V147H261ZM15 149H16V148H15ZM86 149H87V148H86ZM88 149H89V148H88ZM101 149H102V148H101ZM103 149H104V148H103ZM129 149H130V147H129ZM133 149H134V148H132V150H133ZM155 149H156V147H155ZM159 149L162 150V148H159ZM262 149H263V148H262ZM27 150H28V149H27ZM42 150H43V149H42ZM76 150H77V149H76ZM90 150H91V149H90ZM90 150H88V151H90ZM111 150H112V149H111ZM113 150H115V149H113ZM120 150H121V149H120ZM132 150H131V151H132ZM161 150H159V151H161ZM209 150H210V149H209ZM59 151H60V150H59ZM99 151H100V150L98 149V152H99ZM102 151H103V150H102ZM102 151H101V152H102ZM136 151H137V150H136ZM136 151H135V153H137ZM145 151H147V150H145ZM159 151H157V152H159ZM0 152H1V151H0ZM48 152H49V151H48ZM54 152H55V151H54ZM74 152H75V151H74ZM104 152H105V151H104ZM104 152H103V154H104ZM133 152H134V150H133ZM133 152H132V153H133ZM244 152H246V150H245ZM247 152H248V151H247ZM253 152H254V151H253ZM49 153H50V152H49ZM62 153H63V152H62ZM68 153H69V152H68ZM89 153H92V152H89ZM99 153H100V152H99ZM162 153H163V152H162ZM34 154H35V153H34ZM52 154H53V153H52ZM58 154H59V153H58ZM74 154H75V153H74ZM82 154H83V153H82ZM84 154H85V153H84ZM152 154H153V153H152ZM152 154H151V156H152ZM154 154H155V153H154ZM246 154H248V153H246ZM251 154H252V152H251ZM29 155H30V154H29ZM49 155L51 156V154H49ZM78 155H79V154H78ZM113 155H114V154H113ZM139 155H140V154H139ZM156 155H157V153H156ZM158 155H162V154H158ZM164 155H165V153H164ZM58 156H59V155H58ZM115 156H116V155H115ZM248 156H249V155H248ZM19 157H20V156H19ZM25 157H26V156H25ZM42 157H43V156H42ZM75 157H76V156H75ZM78 157H79V156H78ZM78 157H77V158H78ZM89 157H90V156H89ZM93 157H94V156H93ZM125 157H126V156H125ZM140 157H141V156H140ZM140 157H139V158H140ZM161 157H162V156H161ZM250 157H251V156H250ZM253 157H254V154H252V158H250V159L253 160ZM16 158H17V157H16ZM91 158H92V157H91ZM143 158H144V157H143ZM143 158H142V159H143ZM165 158H166V157H165ZM88 159H89V158H88ZM94 159H95V158H94ZM9 160H10V159H9ZM29 160H30V159H29ZM49 160H50V159H49ZM61 160H63V159H61ZM130 160H131V159H130ZM134 160H135V159H134ZM134 160H133V161H134ZM156 160H157V157H156ZM16 161H17V160H16ZM16 161H15V162H16ZM19 161H20V160H19ZM41 161H42V160H41ZM67 161H68V160H67ZM71 161H72V160H71ZM71 161H70V162H71ZM136 161H137V160H136ZM37 162H38V161H37ZM46 162H47V161H46ZM59 162H61V161H59ZM83 162H84V161H83ZM89 162H90V161H89ZM98 162H99V161H98ZM111 162H112V161H111ZM127 162H128V160H127ZM138 162H139V161H138ZM143 162H144V161H143ZM157 162H158V161H157ZM181 162H183V161H181ZM191 162H192V161H191ZM259 162H260V161H259ZM71 163H72V162H71ZM129 163H130V161H129ZM33 164H34V163H33ZM66 164H67V163H66ZM97 164H98V163H97ZM119 164H120V162H119ZM135 164H136V163H135ZM135 164H134V165H135ZM157 164H158V163H157ZM39 165H40V164H39ZM69 165H70V164H69ZM74 165H75V164H74ZM95 165H96V163H95ZM120 165L123 166L122 164H120ZM126 165H127V164L124 163V166H126ZM131 165H132V164H131ZM139 165H140V164H139ZM142 165H143V164H142ZM146 165H147V164H146ZM176 165H177V164H176ZM12 166H13V165H12ZM52 166H53V165H52ZM55 166H57V165H55ZM79 166H80V165H79ZM132 166H133V165H132ZM147 166H148V165H147ZM166 166H167V164H166ZM232 166H233V165H232ZM49 167H50V166H49ZM67 167H68V166H67ZM88 167H89V166H88ZM107 167H108V166H107ZM127 167H128V166H127ZM170 167H171V166H170ZM23 168H24V167H23ZM23 168H22V169H23ZM26 168H27V167H26ZM39 168H40V167H39ZM53 168H54V167H53ZM60 168H61V167H60ZM70 168H71V167H70ZM97 168H98V165H97ZM100 168H102V167H100ZM171 168H172V167H171ZM255 168H256V167H255ZM32 169H33V168H32ZM65 169H66V168H65ZM133 169H134V168H133ZM146 169H147V168H146ZM127 170H128V169H127ZM200 170H201V169H200ZM7 171H9V170H7ZM42 171H43V170H42ZM104 171H105V169H104ZM113 171H114V170H113ZM113 171H112V172H113ZM124 171H125V170H124ZM140 171H142V170H140ZM148 171H149V170H148ZM148 171H147V172H148ZM55 172H57V171H55ZM105 172H106V171H105ZM160 172H161V170H160ZM40 173H41V172H40ZM42 173H43V172H42ZM46 173H47V172H46ZM66 173H67V172H66ZM91 173H92V172H91ZM97 173H98V172H97ZM135 173H136V172H135ZM140 173H141V172H140ZM7 174H8V173H7ZM34 174H35V173H34ZM86 174H87V173H86ZM123 174H125V173H123ZM123 174H122V176H123ZM127 174H128V173H127ZM137 174H138V173H137ZM142 174H143V173H142ZM168 174H169V173H168ZM5 175H6V174H5ZM18 175H19V173H18ZM53 175H54V173H53ZM57 175H58V174H57ZM61 175H62V174H61ZM82 175H84V174L82 173ZM101 175H102V174H101ZM125 175H126V174H125ZM128 175H130V174H128ZM139 175H140V174H139ZM170 175H171V174H170ZM211 175H212V174H211ZM9 176H10V175H9ZM43 176H44V175H43ZM64 176H65V175H64ZM103 176H104V175H103ZM130 176H131V175H130ZM143 176H144V175H143ZM178 176H179V175H178ZM22 177H23V173H22ZM105 177H106V176H105ZM126 177H127V176H126ZM134 177H135V176H134ZM5 178H6V177H5ZM88 178H89V177H88ZM91 178H92V177H91ZM98 178H99V177H98ZM107 178H109V177H107ZM150 178H151V177H150ZM150 178H149V180H150ZM181 178H182V177H181ZM27 180H28V178H27ZM89 180H90V178H89ZM111 180H112V178H111ZM145 180H146V178H145ZM30 181H31V180H30ZM108 181H109V180H108ZM114 181H115V180H114ZM154 181H155V180H154ZM171 181H172V178H171ZM179 181H181V180H179ZM61 182H62V181H61ZM116 182H117V181H116ZM131 182H132V181H131ZM133 182H134V181H133ZM33 183H34V182H33ZM33 183H32V184H33ZM50 183H51V182H50ZM52 183H53V182H52ZM66 183H67V182H66ZM110 183H111V181H110ZM113 183H115V182H113ZM134 183H135V182H134ZM137 183H138V182H137ZM143 183H144V182H143ZM185 183H186V182H185ZM14 184H15V183H14ZM61 184H62V183H61ZM69 184H70V183H69ZM95 184H96V183H95ZM104 184H105V183H104ZM107 184H108V183H107ZM53 185H54V184H53ZM109 185H110V184H109ZM131 185H132V183H131ZM141 185H142V184H141ZM171 185H172V184H171ZM179 185H180V183H179ZM3 186H4V185H3ZM33 186H34V185H33ZM68 186H69V185H68ZM98 186H99V185H98ZM100 186H101V185H100ZM112 186H114V185H112ZM127 186H128V185H126V187H127ZM137 186H138V185H137ZM139 186H140V185H139ZM145 186H146V185H145ZM153 186H154V185H153ZM156 186L158 187V185H156ZM163 186H164V185H163ZM167 186H168V185H167ZM250 186H251V185H250ZM18 187H19V186H18ZM29 187H30V186H29ZM41 187H42V186H41ZM60 187H61V186H60ZM95 187H96V186H95ZM124 187H125V186H124ZM128 187H129V186H128ZM142 187H143V185H142ZM2 188H3V187H2ZM64 188H65V186H64ZM69 188H70V187H69ZM80 188H81V187H80ZM132 188H133V187H132ZM134 188H135V186H134ZM143 188H144V187H143ZM147 188L150 189L151 187H150V188L147 187ZM159 188H160V185H159ZM161 188H162V186H161ZM161 188H160V189H161ZM163 188H164V187H163ZM165 188H166V187H165ZM180 188H181V187H180ZM188 188H189V187H188ZM241 188H242V187H241ZM7 189H8V188H7ZM11 189H12V186H11ZM136 189H137V187H136ZM186 189H187V188H186ZM242 189H243V188H242ZM2 190H3V189H2ZM28 190H29V189H28ZM70 190H71V189H70ZM79 190H80V189H79ZM125 190H127V189H125ZM140 190H141V189H140ZM165 190H166V189H165ZM180 190H181V189H180ZM184 190H185V188H184ZM16 191H17V190H16ZM49 191H50V190H49ZM66 191H67V190H66ZM95 191H96V190H95ZM98 191H99V190H98ZM145 191H146V190H145ZM169 191H170V190H169ZM182 191H183V190H181V192H182ZM3 192H5V191H3ZM130 192H131V190H130ZM159 192H160V191H159ZM162 192H164V190H163ZM167 192H168V191H167ZM183 192H185V191H183ZM65 193H66V192H65ZM69 193H70V192H69ZM89 193H90V192H89ZM105 193H106V192H105ZM134 193H135V192H134ZM137 193H138V192H137ZM169 193H170V192H169ZM173 193H174V192H173ZM173 193H172V194H173ZM15 194H16V193H15ZM49 194H50V193H49ZM147 194H148V193H147ZM150 194H151V193H150ZM160 194H161V193H160ZM178 194H179V193H178ZM21 195H23V194H21ZM88 195H89V194H88ZM92 195H93V194H92ZM124 195H125V194H124ZM132 195H133V194H132ZM138 195H140V194H138ZM156 195H157V193H156ZM168 195H170V194H168ZM3 196H4V195H3ZM24 196H25V195H24ZM105 196H106V194H105ZM118 196H119V195H118ZM148 196H149V195H148ZM154 196H155V192H154ZM158 196H159V195H158ZM14 197H15V196H14ZM20 197H21V196H20ZM20 197H19V198H20ZM56 197H57V196H56ZM56 197H55V198H56ZM90 197H91V196H90ZM93 197H95V196L93 195ZM121 197H122V196H121ZM175 197H176V196H175ZM4 198H5V197H4ZM19 198H18V199H19ZM30 198H31V197H30ZM116 198H117V197H116ZM134 198H135V197H134ZM140 198H141V197H140ZM142 198H143V197H142ZM161 198H162V197H161ZM169 198H170V197H169ZM82 199H83V198H82ZM89 199H90V198H89ZM92 199H93V198H92ZM146 199H147V198H146ZM156 199H157V198H156ZM158 199H159V198H158ZM176 199H178V198H176ZM180 199H181V198H180ZM60 200H61V198H60ZM90 200H91V199H90ZM105 200H106V199H105ZM122 200H123V199H122ZM150 200H151V199H150ZM168 200H169V199H168ZM56 201H58V200H56ZM91 201H92V200H91ZM94 201H95V200H94ZM113 201H114V200H113ZM117 201H119V200H117ZM138 201H140V199H139ZM158 201H159V200H158ZM170 201H171V200H170ZM3 202H4V201H3ZM18 202H19V201H17L16 203L18 204ZM48 202H49V201H48ZM50 202H51V201H50ZM92 202H93V201H92ZM109 202H110V201H109ZM121 202H122V201H121ZM125 202H126V201H125ZM132 202H133V200H132ZM148 202L151 203V201H148ZM173 202H174V201H173ZM181 202H182V201H181ZM21 203H22V202H21ZM158 203H159V202H158ZM158 203H156V204H158ZM182 203H183V202H182ZM30 204H31V203H30ZM33 204H34V203H33ZM107 204H108V203H107ZM107 204H106V205H107ZM121 204H122V203H121ZM141 204H142V203H141ZM166 204H167V203H166ZM13 205H14V204H13ZM51 205H52V204H51ZM133 205H134V204H133ZM143 205H144V204H143ZM154 205H155V204H154ZM161 205H162V204H161ZM172 205H173V204H172ZM16 206H17V205H16ZM26 206H27V205H26ZM57 206H58V205H57ZM86 206H87V205H86ZM144 206H145V205H144ZM156 206H158V205H156ZM180 206H181V205H180ZM6 207H8V206H6ZM22 207H23V206H22ZM22 207H21V208H22ZM30 207H31V206H30ZM32 207H33V205H32ZM42 207H43V206H42ZM114 207H115V206H114ZM123 207H124V206H123ZM149 207H150V206H149ZM162 207H163V206H162ZM162 207H161V210H162ZM59 208H60V207H59ZM93 208H94V207H93ZM125 208H126V207H125ZM141 208H143V207H141ZM156 208H157V207H156ZM166 208H168V207L166 206ZM173 208H174V207H173ZM89 209H90V208H89ZM106 209H107V208H106ZM109 209H110V208H109ZM137 209H138V207H137ZM154 209H155V208H154ZM159 209H160V208H159ZM169 209H170V207H169ZM104 210H105V209H104ZM139 210H140V209H139ZM145 210H146V209H145ZM180 210H181V209H180ZM44 211H45V210H44ZM75 211H76V210H75ZM82 211H83V210H82ZM90 211H91V210H90ZM105 211H106V210H105ZM146 211H147V210H146ZM174 211H175V209H174ZM177 211H178V210H177ZM12 212H13V211H12ZM132 212H133V211H132ZM175 212H176V211H175ZM4 213H5V212H4ZM34 213H35V212H34ZM45 213H46V212H45ZM45 213H44V214H45ZM49 213H50V212H49ZM71 213H73V212L70 211V214H71ZM75 213H76V212H75ZM95 213H97V212H95ZM110 213H111V212H110ZM117 213H118V212H117ZM143 213H145V212H143ZM148 213H149V212H148ZM186 213H187V212H185V214H186ZM7 214H8V213H7ZM12 214H13V213H12ZM77 214H78V213H77ZM89 214H90V212H89ZM104 214H105V212H104ZM115 214H116V213H115ZM115 214L113 213V215H115ZM124 214H125V213H124ZM156 214H159V212L156 211ZM19 215H20V214H19ZM49 215H50V214H49ZM75 215H76V214H75ZM93 215H94V214H93ZM99 215H100V214H99ZM122 215H123V213H122ZM122 215H121V216H122ZM146 215H147V214H146ZM160 215H161V214H159V216H160ZM172 215H173V214H172ZM179 215H180V214H179ZM179 215H178V216H179ZM247 215H248V214H247ZM47 216H48V214H47ZM58 216H59V215H58ZM71 216H72V215H71ZM129 216H131V215H129ZM132 216H133V215H132ZM151 216H152V215H151ZM169 216H170V214H169ZM11 217H12V216H11ZM11 217H10V218H11ZM20 217H21V216H20ZM20 217H19V219H20ZM84 217H86V216H84ZM97 217H98V216H97ZM118 217H119V216H118ZM124 217H125V216H124ZM13 218H15V217H13ZM87 218H88V217H87ZM94 218H96V217H94ZM106 218H107V217H106ZM106 218H103V219H106ZM151 218H152V217H151ZM172 218H173V217H172ZM246 218H247V217H246ZM3 219H4V218H3ZM15 219H16V218H15ZM98 219H99V218H98ZM100 219H101V218H100ZM116 219H118V218H116ZM155 219H156V218H155ZM162 219H164L163 216H162L161 220H162ZM7 220H8V219H7ZM33 220H34V219H33ZM88 220H89V219H88ZM245 220H246V219H245ZM251 220H252V219H251ZM3 221H4V220H3ZM52 221H53V220H52ZM95 221H96V220H95ZM114 221H115V220H114ZM114 221H113V222H114ZM119 221H120V218H119ZM123 221H124V220H123ZM153 221H154V220H153ZM155 221H156V220H155ZM179 221H180V220H179ZM11 222H12V221H11ZM35 222H36V221H35ZM56 222H57V220H56ZM80 222H81V221H80ZM87 222H88V221H87ZM100 222H101V221H100ZM157 222H158V221H157ZM85 223H86V222H85ZM85 223H84V225H85ZM97 223H98V222H97ZM119 223H120V222H119ZM13 224H14V222H13ZM13 224H11V225H13ZM17 224H18V223H17ZM19 224H21V223H19ZM34 224H35V223H34ZM55 224H56V223H55ZM100 224H101V223H100ZM144 224H145V223H144ZM156 224H157V223H156ZM38 225H39V224H38ZM80 225H82V224L80 223ZM111 225H112V224H111ZM185 225H186V224H185ZM197 225H198V224H197ZM7 226H8V224H7ZM17 226H18V225H17ZM100 226H101V225H100ZM113 226H114V225H113ZM152 226H153V225H152ZM13 227H14V226H13ZM26 227H27V226H26ZM36 227H37V226H36ZM82 227H83V226H82ZM84 227H85V226H84ZM30 228H31V227H30ZM91 228H92V227H91ZM96 228H97V227H96ZM103 228H104V227H103ZM108 228H109V227H108ZM117 228H118V227H117ZM144 228H145V227H144ZM147 228H148V227H147ZM154 228H155V227H154ZM175 228H176V227H175ZM175 228H174V229H175ZM179 228H180V227H179ZM18 229H19V228H18ZM101 229H102V228H101ZM104 229H105V228H104ZM185 229H187L186 226H185ZM185 229H184V230H185ZM3 230H4V229H3ZM16 230H17V229H16ZM37 230H38V229H37ZM81 230H82V229H81ZM84 230H85V229H84ZM99 230H100V229H99ZM124 230H125V229H124ZM140 230H141V229H140ZM151 230H152V229H151ZM184 230H183V231H184ZM241 230H242V229H241ZM7 231H8V230H7ZM31 231H32V230H31ZM54 231H55V230H54ZM106 231H107V229H106ZM110 231H111V230H110ZM176 231H177V230H176ZM187 231H188V230H187ZM16 232H17V231H16ZM158 232H159V231H158ZM180 232H181V231H180ZM184 232H186V231H184ZM184 232H183V233H184ZM47 233H48V232H47ZM50 233H51V232H50ZM84 233H86V232H84ZM87 233H88V232H87ZM140 233H141V231H140ZM170 233H171V232H170ZM0 234H1V233H0ZM138 234H139V233H138ZM162 234H163V233H162ZM173 234H174V233H173ZM187 234H188V233H187ZM229 234H230V233H229ZM229 234H228V235H229ZM240 234H241V232H240ZM34 235H35V233H34ZM68 235H69V234H68ZM78 235H79V234H78ZM82 235H83V233H82ZM93 235H94V233H93ZM150 235H151V233H150ZM167 235H168V234H167ZM174 235H175V234H174ZM176 235H177V234H176ZM179 235H181V234H179ZM179 235H178V236H179ZM182 235H183V234H182ZM184 235H185V234H184ZM190 235H191V234H190ZM194 235H195V234H194ZM234 235H235V234H234ZM12 236H13V235H12ZM14 236H15V235H14ZM14 236H13V237H14ZM27 236H28V235H27ZM97 236H98V235H97ZM117 236H118V235H117ZM128 236H129V235H128ZM151 236H152V235H151ZM154 236H155V235H154ZM154 236H153V237H154ZM170 236H173V235H170ZM170 236H169V237H170ZM10 237H11V235H10ZM59 237H60V236H59ZM78 237H79V236H78ZM94 237H95V236H94ZM102 237H103V236H102ZM160 237H161V236H160ZM191 237H192V236H191ZM228 237H229V236H228ZM235 237H236V235H235ZM252 237H253V236H252ZM60 238H61V237H60ZM71 238H72V237H71ZM162 238H163V237H162ZM173 238H174V237H173ZM183 238H184V237H183ZM203 238H204V237H203ZM258 238H259V237H258ZM13 239H14V238H13ZM39 239H40V238H39ZM54 239H55V237H54ZM57 239H59V238L57 237ZM72 239H73V238H72ZM124 239H125V238H124ZM152 239H153V238H152ZM152 239H151V240H152ZM174 239H175V238H174ZM188 239H189V238H188ZM229 239H230V238H229ZM246 239H248V238L246 237ZM7 240H8V238H7ZM34 240H35V238H34ZM55 240H56V239H55ZM88 240H89V239H88ZM93 240H94V239H93ZM114 240H115V239H114ZM122 240H123V239H122ZM127 240H128V239H127ZM135 240H136V239H135ZM153 240H154V239H153ZM244 240H245V239H244ZM249 240H250V239H249ZM251 240H252V239H251ZM256 240H257V239H256ZM21 241H22V240H21ZM56 241H57V240H56ZM85 241H86V240H85ZM117 241H118V240H117ZM128 241H129V240H128ZM168 241H169V238H168ZM195 241H196V240H195ZM246 241H247V240H246ZM246 241H245V242H246ZM3 242H4V241H3ZM40 242H41V241H40ZM49 242H51V241H49ZM61 242H62V241H61ZM83 242H84V240H83ZM108 242H109V241H108ZM131 242H132V241H131ZM131 242H130V243H131ZM151 242H152V241H151ZM151 242H150V243H151ZM154 242H155V241H154ZM163 242H165V241H163ZM169 242H170V241H169ZM176 242H177V241H176ZM178 242H179V241H178ZM243 242H244V241H243ZM71 243H72V242H71ZM106 243H107V242H106ZM148 243H149V242H148ZM170 243H171V242H170ZM187 243H188V242H187ZM253 243H256V241H254ZM257 243H258V242H257ZM47 244H48V242H47ZM47 244H46V245H47ZM53 244H54V243H53ZM85 244H86V243H85ZM97 244H98V243H97ZM134 244H135V243H134ZM142 244H143V243H142ZM164 244H165V243H164ZM168 244H169V243H167V246H168ZM193 244H194V243H193ZM232 244H234V246H235V247L233 246L234 248H237V247H236V243H232ZM241 244H242V243H241ZM3 245H4V244H3ZM120 245H121V244H120ZM122 245H123V244H122ZM136 245H137V244H136ZM187 245H188V244H187ZM189 245H191V243H190ZM259 245H260V244H259ZM52 246H53V245H52ZM82 246H83V245H82ZM92 246H93V245H92ZM100 246H101V245H100ZM100 246H98V247H100ZM105 246H106V244H105ZM132 246H133V245H132ZM137 246H138V245H137ZM143 246H144V245H143ZM147 246H148V245H147ZM151 246H152V245H151ZM156 246H157V245H156ZM161 246H162V245H161ZM161 246H160V247H161ZM196 246H197V245H196ZM227 246H228V245H227ZM250 246H251V245H250ZM6 247H7V245H6ZM6 247H5V248H6ZM25 247H26V246H25ZM121 247H122V246H121ZM171 247H172V246H171ZM173 247H174V246H173ZM180 247H181V246H180ZM191 247H192V246H191ZM23 248H24V247H23ZM32 248H33V247H32ZM61 248H62V247H61ZM77 248H79V247H77ZM81 248H82V247H81ZM91 248H93V247H91ZM116 248H117V247H116ZM137 248H138V247H137ZM139 248H140V247H139ZM142 248H143V247H142ZM152 248H153V246H152ZM174 248H175V247H174ZM181 248H182V247H181ZM228 248H229V247H228ZM15 249H16V248H15ZM43 249H45V248H43ZM53 249H54V248H53ZM53 249H52V250H53ZM97 249H98V248H97ZM160 249H162V248H160ZM193 249H194V248H193ZM193 249H192V250H193ZM249 249H250V248H249ZM23 250H24V249H23ZM145 250H146V249H145ZM152 250H153V249H152ZM155 250L158 251L157 248H156ZM174 250H175V249H174ZM183 250H184V249H183ZM4 251H5V250H4ZM85 251H86V250H85ZM112 251H113V250H112ZM120 251H121V250H120ZM160 251H161V250H160ZM181 251H182V250H181ZM195 251H196V249H195ZM259 251H260V248H259ZM20 252H21V251H20ZM78 252H79V251H78ZM91 252H92V251H91ZM97 252H98V250H97ZM113 252H114V251H113ZM151 252H152V251H151ZM203 252H204V251H203ZM209 252H210V251H209ZM235 252H236V249H235ZM260 252H261V251H260ZM260 252H259V253H260ZM262 252H263V251H262ZM8 253H9V252H8ZM32 253H34V252H32ZM55 253H56V252H55ZM83 253H84V252H83ZM143 253H144V251H143ZM143 253H142V254H143ZM146 253H147V252H146ZM167 253H168V252H167ZM175 253H176V251H175ZM178 253H179V252H178ZM38 254H39V253H38ZM50 254H51V253H50ZM52 254H53V253H52ZM61 254H62V253H61ZM76 254H77V253H76ZM133 254H134V253H133ZM160 254H163V253H160ZM198 254H200V253H198ZM202 254H204V253H202ZM208 254H209V253H208ZM210 254H211V253H210ZM220 254H221V253H220ZM13 255H14V254H13ZM40 255H41V254H40ZM40 255H39V256H40ZM90 255H92V254H90ZM94 255H95V254H94ZM111 255H112V254H111ZM222 255H223V254H222ZM246 255H247V254H246ZM257 255H258V254H257ZM23 256H24V255H23ZM58 256H59V255H58ZM140 256H141V255H140ZM157 256H158V255H157ZM254 256H255V255H254ZM35 257H36V256H35ZM37 257H38V255H37ZM37 257H36V258H37ZM102 257H103V256H102ZM118 257H119V256H118ZM155 257H156V256H155ZM166 257H169V256H166ZM181 257H182V256H181ZM195 257H196V256H195ZM246 257H247V256H246ZM259 257H260V256H259ZM261 257H263V255H262ZM14 258H15V257H14ZM14 258H13V259H14ZM116 258H117V257H116ZM239 258H240V257H239ZM13 259H12V260H13ZM17 259H18V258H17ZM127 259H128V258H127ZM166 259H167V258H166ZM166 259H165V260H166ZM168 259H171V258H168ZM168 259H167V260H168ZM230 259H231V258H230ZM247 259H248V258H247ZM250 259H254V257H253V258H250ZM262 259H263V258H262ZM18 260H19V259H18ZM78 260H79V257H78ZM167 260H166V261H167ZM192 260H193V259H192ZM240 260H241V259H240ZM255 260H257V259H255ZM255 260H254V261H255ZM101 261H102V260H101ZM112 261H113V260H112ZM131 261H132V260H131ZM154 261H155V260H154ZM197 261H198V260H197ZM234 261H235V260H234ZM241 261H242V260H241ZM241 261H240V262H241ZM245 261H246V260H245ZM252 261H253V260H252ZM1 262H2V261H1ZM5 262H6V261H5ZM18 262H19V261H18ZM35 262H36V261H35ZM43 262H44V261H43ZM56 262H57V261H56ZM94 262H95V261H94ZM155 262H156V261H155ZM163 262H164V261H163ZM227 262H228V261H227ZM232 262H233V261H232ZM236 262H237V261H236ZM243 262H244V261H243ZM12 263H13V262H12ZM15 263H16V262H15ZM33 263H34V262H33ZM77 263H78V262H77ZM98 263H99V261H98ZM98 263H97V264H98ZM187 263H188V262H187ZM241 263H242V262H241ZM255 263H256V262H255ZM261 263H262V262H261ZM263 263H264V262H263ZM4 264H5V263H4ZM10 264H11V263H10ZM25 264H26V263H25ZM49 264H50V263H49ZM73 264H74V263H73ZM82 264H83V262H82ZM129 264H130V263H129ZM161 264H162V263H161ZM228 264H229V263H228ZM232 264H233V263H232ZM251 264H253V263H251ZM258 264H259V263H258Z\"/></svg>", "mask_w": 264, "mask_h": 264}]
</instances>
